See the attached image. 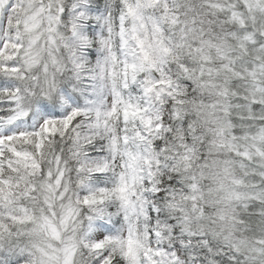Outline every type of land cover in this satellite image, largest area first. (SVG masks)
I'll return each instance as SVG.
<instances>
[{
    "label": "clouds",
    "instance_id": "clouds-1",
    "mask_svg": "<svg viewBox=\"0 0 264 264\" xmlns=\"http://www.w3.org/2000/svg\"><path fill=\"white\" fill-rule=\"evenodd\" d=\"M0 80V264H264V0H0Z\"/></svg>",
    "mask_w": 264,
    "mask_h": 264
},
{
    "label": "snow or ice",
    "instance_id": "snow-or-ice-1",
    "mask_svg": "<svg viewBox=\"0 0 264 264\" xmlns=\"http://www.w3.org/2000/svg\"><path fill=\"white\" fill-rule=\"evenodd\" d=\"M150 3H156L157 0H149ZM12 71H16V69H11ZM8 84V87H11L10 82H6L4 80H0V88L5 87V84ZM79 110H75L68 113H61L58 110L51 109L46 111L45 116H41L40 120L33 124L31 119H29L27 123V128H17L15 129V134L20 137H31V136H37L40 138V142L38 144V147H43L46 142H55L59 141L62 136L66 135V133L71 129L72 125L75 123V119L78 118ZM0 117L7 119V113L4 111H0ZM4 122L3 119H0V124ZM9 132H12L13 129L9 128ZM8 138V140H12L13 136L5 134ZM4 145V140L0 139V148H2ZM59 147V145H57ZM10 151H12L15 155L20 156L22 155L20 152H17L14 148H9ZM0 155H3V151H0ZM5 185H7L8 181L0 182ZM123 191V189H121ZM11 187H9L7 194H5V190L3 187H0V200H6L8 196L13 195ZM87 202V201H86ZM11 220L14 223L17 224H26L33 222L35 220V217L32 215H25V216H12ZM7 228V225L3 222H0V231ZM53 231V237L55 239H59L60 235L58 232H56L55 229ZM105 232L101 230L98 233L97 240L94 244L91 245V248L93 251L96 252H104V250L108 247V245L113 243V240L111 237L108 239H105ZM131 250L129 249L128 253H125V255H130ZM46 255H48L46 253ZM53 260H55V257H52ZM123 264L122 261L119 260H113V258L107 254V252H104V255L100 257V261H98V264ZM67 264V262H66Z\"/></svg>",
    "mask_w": 264,
    "mask_h": 264
}]
</instances>
